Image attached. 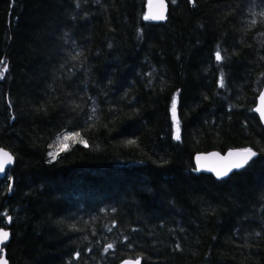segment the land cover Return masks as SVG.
<instances>
[{
    "label": "trees",
    "instance_id": "trees-1",
    "mask_svg": "<svg viewBox=\"0 0 264 264\" xmlns=\"http://www.w3.org/2000/svg\"><path fill=\"white\" fill-rule=\"evenodd\" d=\"M149 1L0 0L9 264H264V0ZM229 149L257 156L196 172Z\"/></svg>",
    "mask_w": 264,
    "mask_h": 264
},
{
    "label": "snow or ice",
    "instance_id": "snow-or-ice-1",
    "mask_svg": "<svg viewBox=\"0 0 264 264\" xmlns=\"http://www.w3.org/2000/svg\"><path fill=\"white\" fill-rule=\"evenodd\" d=\"M163 7H164V0H159V8L158 10L151 16L153 19H163ZM149 16H145V19H149ZM255 23V21L253 22ZM215 59L217 61H221L224 59L222 57L221 52L219 48H217V51L215 53ZM3 71H0V77L3 76ZM220 86L223 87V73H221V82ZM262 104H264V93L261 94L260 96ZM172 111H173V118L175 120V111H176V101L173 100L172 103ZM256 111L261 112L262 116H264V107L256 109ZM80 136V133L78 132H73L71 135H66L64 136L62 142L60 144V150H66L69 145L67 141L76 139ZM174 138L176 140L180 139V128H179V123L178 121L175 122V133H174ZM217 159L212 162L211 164L207 163L208 157H200L198 156L197 159V171L203 170L207 168L208 170L212 171L215 173L217 178H223L227 177L230 172H232L233 169H242L244 168L249 161L257 156V152L252 151L251 149H245L242 151H235V152H230L226 157H219V154H213ZM13 161V157L6 151H0V173L5 172V165L10 164ZM10 233L8 231H5L3 229H0V244L6 242L9 240ZM113 247L112 244H108L107 248L111 249ZM107 250V249H106ZM0 264H7L6 259L0 258ZM137 264L139 262L137 261Z\"/></svg>",
    "mask_w": 264,
    "mask_h": 264
},
{
    "label": "water",
    "instance_id": "water-1",
    "mask_svg": "<svg viewBox=\"0 0 264 264\" xmlns=\"http://www.w3.org/2000/svg\"><path fill=\"white\" fill-rule=\"evenodd\" d=\"M190 3H193V0H189ZM147 15L146 16H149L150 18L149 19H146V20H149V21H152L154 23H162V22H165L166 21V17H167V13H168V4H167V1L164 0V7H163V15H164V18L163 19H153L151 18V16L158 10L159 8V0H150L147 4ZM264 93V86L262 87L258 97H257V100H256V104H255V107L253 108V113L257 115L261 125L264 127V116H262L261 112L259 111H256V109L258 108H262L264 107V104H262L261 102V99H260V96L261 94ZM175 120H176V114H175ZM242 150H245V149H229L227 150L226 152L224 153H219L217 151H210V152H205V153H197L194 155V158H193V163H194V166L195 168L197 169V157L200 156V157H208V161L207 163L211 164L212 162H214L217 157H215L213 154H219V157H226L228 155V153L230 152H235V151H242ZM252 150V149H251ZM0 151H6L8 152L7 150H4L2 148H0ZM253 151V150H252ZM9 153V152H8ZM10 154V153H9ZM11 155V154H10ZM12 156V155H11ZM255 157H253L249 163L254 160ZM14 163V158H13V161L10 163V164H6L5 165V172L4 173H0V180L4 179L5 176H6V170L7 168L11 167ZM248 163V164H249ZM247 164V165H248ZM246 165V166H247ZM245 166V167H246ZM244 167V168H245ZM244 168L242 169H233L232 172L229 173V175L227 177H223V178H217L215 173L208 170L207 168L203 169V170H199L197 171L198 173H203V174H207V175H211L213 178H215L216 180H224V179H227L230 175H232L233 173L235 172H238V171H241L243 170ZM10 220L11 218L8 217L7 218V224L9 225L10 224ZM5 231H8L10 233V237H9V240L0 244V251H1V255H0V258L2 259H6L7 260V255H6V250L3 248L6 244L9 243V241L11 240V232L9 229H6V228H1ZM137 261L139 262V264H141V260L140 259H127V260H124L123 262H121V264H137ZM7 264H9V261L7 260Z\"/></svg>",
    "mask_w": 264,
    "mask_h": 264
},
{
    "label": "rangeland",
    "instance_id": "rangeland-1",
    "mask_svg": "<svg viewBox=\"0 0 264 264\" xmlns=\"http://www.w3.org/2000/svg\"><path fill=\"white\" fill-rule=\"evenodd\" d=\"M72 133H66V134H63V135H60V136H57V137H55V139H54V141H53V143H52V145H53V147H54V150L52 151V155H56V154H58L59 152H61V150H60V144L62 143V142H64V140H63V138H64V136H66V135H71ZM77 141V138L76 139H73V140H69V141H67V143H68V145H69V147L74 143V142H76ZM69 147L67 148V149H69ZM66 149V150H67ZM64 151V150H63Z\"/></svg>",
    "mask_w": 264,
    "mask_h": 264
},
{
    "label": "flooded vegetation",
    "instance_id": "flooded-vegetation-1",
    "mask_svg": "<svg viewBox=\"0 0 264 264\" xmlns=\"http://www.w3.org/2000/svg\"><path fill=\"white\" fill-rule=\"evenodd\" d=\"M1 229V228H0ZM6 229H8V228H6ZM0 253H1V251H0Z\"/></svg>",
    "mask_w": 264,
    "mask_h": 264
}]
</instances>
